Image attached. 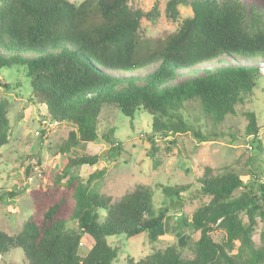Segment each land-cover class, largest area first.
I'll list each match as a JSON object with an SVG mask.
<instances>
[{"label": "trees", "instance_id": "16d2710c", "mask_svg": "<svg viewBox=\"0 0 264 264\" xmlns=\"http://www.w3.org/2000/svg\"><path fill=\"white\" fill-rule=\"evenodd\" d=\"M129 1L83 0L77 5L69 0H0V70L26 67L31 101L45 110L44 117L74 123L78 129L60 148L65 162L54 181L31 191L34 212L23 229L14 235L0 230V254L21 248L29 264H112L118 251L108 236L154 231L163 225L168 209L155 210L152 190L144 184L112 202L80 176L66 178L71 167L99 161L98 155L69 157L70 150L97 140L100 118L111 107L131 118L137 111L148 112L153 131L163 137L189 129L180 113L186 102L197 101L221 122L237 114V105L251 96L264 72L259 65L233 63L171 84L179 71L223 56L247 62L264 58V28L247 27L240 0L211 1L194 4L193 15L155 45L139 35L143 12ZM184 2L169 0L168 7L177 13V5ZM0 85L10 87L2 80ZM245 115L246 134L263 152L256 114ZM8 126L6 104L0 100V149L9 142ZM112 130L107 129L106 139H111ZM151 142L154 147L153 138ZM199 181L200 191L211 199L192 216V225L200 232L195 255L184 259L169 246L140 260L130 258L126 264H264V240L261 246L253 240L256 227L264 225V181L246 187L236 172L215 176L207 172ZM163 189L181 200L186 187ZM16 195V191L7 193ZM4 198L1 194L0 200ZM73 221L76 228H71ZM182 221L187 225V220ZM217 229L226 232L223 242L212 236ZM83 233L91 238L92 247L82 257Z\"/></svg>", "mask_w": 264, "mask_h": 264}, {"label": "rangeland", "instance_id": "374dc122", "mask_svg": "<svg viewBox=\"0 0 264 264\" xmlns=\"http://www.w3.org/2000/svg\"><path fill=\"white\" fill-rule=\"evenodd\" d=\"M69 1L78 5L83 0ZM168 1H129L133 8L143 12L139 35L155 45H160L165 37L176 32L182 22L193 15L194 4L207 5L211 1L221 3L224 0H184L177 5V13L168 7ZM240 1L244 4L247 27L251 30L258 26L264 28V0ZM233 63L259 65L264 70V58L247 62L223 56L218 61L179 71L170 83L201 74L205 69ZM157 65L143 68V72L151 71ZM25 70L22 65L0 70V80L10 85L9 88L0 85V100L6 104L9 117V142L0 149V195H5L0 200V230L10 235L20 232L34 212L31 191L51 184L57 171L63 168L66 154L60 148L71 131L78 130L74 123H55L44 117L45 110L31 101L32 88ZM236 108V115L226 116L217 122L203 111L197 101L186 102L180 113L189 129L163 137L153 131V116L148 112L137 111L131 118L111 107L100 118L97 140L70 150L69 157L98 155L99 161L94 166L71 167L66 178L74 174L80 176L90 189L111 197L112 202L118 201L138 184H144L152 190L155 210L168 209L163 225L154 231L132 237L125 234L108 236L109 244L118 251L112 264H126L130 258L140 260L169 246L175 247L184 259L192 258L195 255L194 243L200 236L192 225V216L211 199L200 191L199 180L207 172L212 176L236 172L241 175L246 187L264 181V151L259 152L253 137L246 134L248 120L245 115L247 112L256 114L259 138L264 146V72L251 96ZM109 128H113L111 139H106L104 135ZM114 146L117 149L113 151ZM165 186H185L182 199H178L177 195L168 196L163 189ZM11 191L18 192V195L14 198L7 196ZM71 202L75 207V201L72 199ZM182 219L187 220V225ZM76 227L77 223L73 221L71 228ZM225 234V230L217 229L212 236L216 241L223 242ZM253 240L256 246L262 245L264 225L256 227ZM91 247V238L83 233L79 254L86 256ZM0 264L29 262L21 248H13L0 254Z\"/></svg>", "mask_w": 264, "mask_h": 264}]
</instances>
